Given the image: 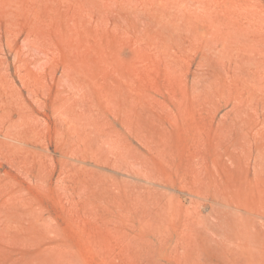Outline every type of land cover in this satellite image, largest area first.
<instances>
[{"label": "rangeland", "instance_id": "obj_1", "mask_svg": "<svg viewBox=\"0 0 264 264\" xmlns=\"http://www.w3.org/2000/svg\"><path fill=\"white\" fill-rule=\"evenodd\" d=\"M0 264H264V0H0Z\"/></svg>", "mask_w": 264, "mask_h": 264}]
</instances>
